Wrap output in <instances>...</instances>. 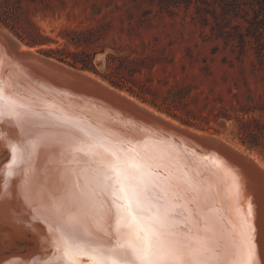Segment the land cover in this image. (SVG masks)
Masks as SVG:
<instances>
[{
	"label": "bare ground",
	"instance_id": "bare-ground-1",
	"mask_svg": "<svg viewBox=\"0 0 264 264\" xmlns=\"http://www.w3.org/2000/svg\"><path fill=\"white\" fill-rule=\"evenodd\" d=\"M8 37L18 43L16 49L20 55L10 50ZM0 38V82L6 92L31 105L43 117V121L38 119L37 124H64L61 129L49 130L50 135H67L75 128L82 130L79 139L94 146L97 164H92L91 158L85 157L71 167L91 173L96 167L103 168L114 163L117 158L141 165L147 174L146 178L156 185L157 191L154 194L164 190V198L160 202L179 206V214H175L174 219L169 221L173 226L172 230L190 240L193 247L198 248L201 241H206L210 264H215L217 260L224 262L231 257L230 232L232 226L238 228L243 216L254 229L259 264H264V227L262 223L260 225L263 229L259 227V221L254 215L259 206L257 201L253 202L254 205L250 204L251 206L249 202H243V208L234 186L240 178L237 181L236 175L231 174L224 165H211L212 161L219 163L221 159L243 173H262V158L219 136L183 124L88 71L80 69L83 74L117 90L166 121L198 135H209L218 139L223 151L208 150L192 138L172 131L164 132L153 125L128 117L99 99L71 91L64 83V77L62 79L57 71H52L54 75L37 71V64L43 63L29 56V53L41 57L43 55L38 54L34 47L5 32H0ZM58 63L68 66L64 62ZM38 66L47 68L44 64ZM52 76L61 78L60 82ZM28 131L27 128L17 127L15 122L8 119L0 120V193L5 191L3 173L9 169L17 171L8 142L24 141ZM31 132L40 134L41 130L33 127ZM64 167V157L56 144L42 143L32 153L27 173L38 189H46L59 182V173ZM8 179L13 187L10 189L11 198H5L0 205V264H45L46 261L60 264V254L52 243L57 233L42 219L32 218L30 211L17 195L19 180L15 176ZM244 192L243 190L241 194ZM93 200L95 210L84 219V227L90 234L85 238L87 243L111 247L130 239L125 229H121L119 233L116 231L114 197L111 190L101 183ZM186 230L190 231L185 237ZM127 258L132 259L131 256Z\"/></svg>",
	"mask_w": 264,
	"mask_h": 264
},
{
	"label": "rangeland",
	"instance_id": "rangeland-1",
	"mask_svg": "<svg viewBox=\"0 0 264 264\" xmlns=\"http://www.w3.org/2000/svg\"><path fill=\"white\" fill-rule=\"evenodd\" d=\"M238 2L244 8L240 12ZM245 2L0 0V16L8 17L9 11L20 15L21 22H35L51 38L43 46L34 47L40 55L48 56L40 48H66L80 53L104 49L94 58L100 73L107 72L106 58L113 54L116 57L113 62L121 59L136 68V71L123 70L122 76L130 86H137L134 83L137 80L155 89L160 96L168 95L175 87H188L187 102L192 98L200 101L199 108L195 103L188 105L193 112L191 116L198 118L194 119L195 125L186 124L178 116L132 95L183 124L219 136L264 160V19H256L254 10ZM0 32L23 42L5 24L0 23ZM62 34L91 36L93 41L86 46L66 45ZM64 63L114 86L92 71ZM116 88L130 93L126 88ZM215 114H219L216 121ZM203 117L206 122L202 121ZM215 164L224 165L236 175V180L240 178V203L244 208L245 202L254 205L257 201L259 206L253 214L259 227H264V202L261 201H264V172L243 173L221 159L219 163L211 162L213 167ZM242 188L246 195L241 194Z\"/></svg>",
	"mask_w": 264,
	"mask_h": 264
},
{
	"label": "snow or ice",
	"instance_id": "snow-or-ice-1",
	"mask_svg": "<svg viewBox=\"0 0 264 264\" xmlns=\"http://www.w3.org/2000/svg\"><path fill=\"white\" fill-rule=\"evenodd\" d=\"M3 119L29 131L24 141L8 142L17 171L9 169L3 173L5 191L0 193V205L5 198H11L13 186L8 178L15 176L19 180L17 195L32 218L42 219L57 233L52 243L60 254V264H210L206 241H201L198 248L193 247L190 240L172 230L169 221L179 214V206L160 202L164 190L154 194L156 185L146 178L141 165L117 158L91 173L71 167L85 157L97 164L94 146L78 138L82 130L73 128L67 135H50L49 130L61 129L64 124H37L43 117L31 105L6 92L0 82V120ZM33 127L40 129V134H33ZM49 142L61 150L65 167L59 173L58 183L38 189L28 176L27 166L37 146ZM101 183L114 197L116 231L125 229L130 237L111 247L92 245L85 239L90 234L84 227V219L95 210L93 198ZM234 186L238 192V182ZM253 232L251 224L242 216L238 228L232 226L230 232L231 257L224 262L217 260L215 264H259Z\"/></svg>",
	"mask_w": 264,
	"mask_h": 264
},
{
	"label": "trees",
	"instance_id": "trees-1",
	"mask_svg": "<svg viewBox=\"0 0 264 264\" xmlns=\"http://www.w3.org/2000/svg\"><path fill=\"white\" fill-rule=\"evenodd\" d=\"M246 1L247 2L245 3L250 4L252 9L254 10L255 18L259 20L264 19V0H246ZM237 7L239 8L238 10L239 12L240 10H244L240 2H238ZM7 12H8L7 14L8 17H5L3 15L0 16V23L5 24L7 27H9L10 30H12L16 36H18L24 43H26V45L30 47H40L51 41V38L43 34L40 30V27L35 22H29V21L21 22L23 18H21L20 15L12 14L9 11ZM62 35L66 41V45L73 44L76 47L86 46L91 41H93V38L91 36L90 37L75 36V35L70 36V34H62ZM39 50L41 53L57 58L75 67H80L82 69L92 71L102 76L104 79L110 81L116 87L126 88L131 93V95L134 94L140 99L151 103L152 105L167 112L168 114L178 116L181 119V121L186 124L195 125V123H197L194 122L195 121L194 119H198V118L191 116V113L193 112L189 109L188 105L191 103H195L196 107L199 108L200 101L192 98L190 102H187L185 98V93L187 91L189 92L188 87H184V88L175 87V89L172 90L170 89L168 95L160 96L158 92L155 91V89L149 86H144V84H139L137 80H134L135 81L134 83H136L137 86H130L127 84L125 78L122 76L123 70H128L129 72L135 69L134 71H136V68H134V66L129 65V63H126L124 60L121 59H118L119 62L117 61L116 63L113 62L112 60H115L116 58L113 54L107 55L106 58L107 72L104 74L100 73L96 68V65L94 63V58L97 53L104 52V49L96 50L93 52H90L89 50H85L82 53L72 52L66 48L64 49L40 48ZM204 118L205 117H203L202 121L204 120ZM218 118H219V114H215L213 116L214 121H216ZM204 121L206 122V120ZM250 146H252V144H250Z\"/></svg>",
	"mask_w": 264,
	"mask_h": 264
},
{
	"label": "water",
	"instance_id": "water-1",
	"mask_svg": "<svg viewBox=\"0 0 264 264\" xmlns=\"http://www.w3.org/2000/svg\"><path fill=\"white\" fill-rule=\"evenodd\" d=\"M7 40L11 47L10 50L13 53H16V55H20L16 49L19 46L18 43L10 37H8ZM29 54V56L34 57L39 63L42 62L47 66V68H39L38 65L43 64H37V66L35 67L37 71H41L46 75H48V73L54 75L52 71H57L62 79L64 77V83L68 85V88H70L71 91H75L78 94H84L99 99L105 102L107 105L114 106L117 110L121 111L128 117L130 116L139 122L143 121L149 125H153L157 129H160L164 132L172 131L192 138L203 147H206V149L208 150L223 151L222 148H220L221 142L218 139L209 135H198L189 131L188 129L176 126L166 121L165 119L155 115L145 107L140 106L135 101L122 95L117 90L110 89L109 87L83 74L80 69H76L69 65L66 66L64 64H60L58 63V60L56 61V59L45 55L41 57L33 53ZM52 77L56 81L60 82L61 78H55L54 76Z\"/></svg>",
	"mask_w": 264,
	"mask_h": 264
}]
</instances>
